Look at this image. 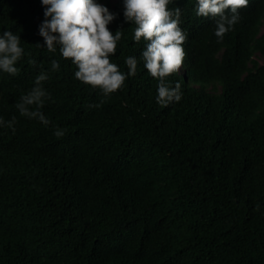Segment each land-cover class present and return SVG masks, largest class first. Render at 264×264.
<instances>
[{"label":"trees","instance_id":"trees-1","mask_svg":"<svg viewBox=\"0 0 264 264\" xmlns=\"http://www.w3.org/2000/svg\"><path fill=\"white\" fill-rule=\"evenodd\" d=\"M97 2L122 32L111 62L126 74L137 60L107 96L47 50L41 0H0V35L24 49L16 76L0 70V264H264V0L222 39L196 0H171L187 38L166 78L181 99L167 107L123 0ZM41 72L48 125L16 108Z\"/></svg>","mask_w":264,"mask_h":264},{"label":"clouds","instance_id":"clouds-1","mask_svg":"<svg viewBox=\"0 0 264 264\" xmlns=\"http://www.w3.org/2000/svg\"><path fill=\"white\" fill-rule=\"evenodd\" d=\"M249 0H196L197 17L218 18L215 20V36H223L235 25L239 17V9L248 6ZM46 6V19L39 26V35L49 52L55 53L57 47L63 59L71 60L76 66L75 78L82 84L98 88L105 96L123 87L127 77L135 76L137 60L128 57L125 60L128 71L125 74L118 65L111 62L115 55L117 42L122 38L118 29L113 33L108 25L115 15L97 0H41ZM171 0H123V17L125 22L134 25L132 40L143 39L145 48L142 51L144 68L150 76L159 81L156 101L161 107L181 99V85L174 87L166 83V78L182 71L186 56L183 44L186 34L180 27V9H169ZM39 45V44H38ZM24 55L20 45V37L11 31L0 35V70L12 76L18 74L15 66ZM35 64V60H29ZM58 61L51 62V69L58 70ZM48 76L41 72L36 76L34 87L20 97L16 108L21 116L38 119L48 125L49 120L40 109L48 94L42 83ZM35 106V110L31 109ZM5 122L0 119V125ZM15 117L7 122V127L14 131ZM57 137L64 135L57 129Z\"/></svg>","mask_w":264,"mask_h":264},{"label":"rangeland","instance_id":"rangeland-1","mask_svg":"<svg viewBox=\"0 0 264 264\" xmlns=\"http://www.w3.org/2000/svg\"><path fill=\"white\" fill-rule=\"evenodd\" d=\"M260 30H264V19H263V23L260 25ZM260 60V57H257Z\"/></svg>","mask_w":264,"mask_h":264}]
</instances>
